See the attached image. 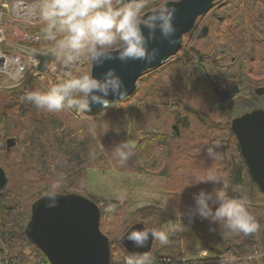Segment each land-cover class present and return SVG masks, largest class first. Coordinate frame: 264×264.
Wrapping results in <instances>:
<instances>
[{"label": "trees", "instance_id": "16d2710c", "mask_svg": "<svg viewBox=\"0 0 264 264\" xmlns=\"http://www.w3.org/2000/svg\"><path fill=\"white\" fill-rule=\"evenodd\" d=\"M216 8L212 12L211 23L209 20L205 24L208 26L209 37L206 43H210L213 49V54L204 59L206 66L212 70L214 74L212 77L229 80L231 84L237 85L239 93L242 92L248 100L251 96L255 100L259 98L263 100L262 106L250 105L251 110H264V93L258 95L255 92V86L248 81L244 61L248 40L263 41L262 49H264V0H226ZM210 27L211 33H209ZM25 43L39 47L48 46L54 42L47 41L43 33L35 44L23 42L22 45ZM174 62L177 63L172 67L174 72L179 73V68L182 66L187 70L191 68L188 67L191 66L189 60ZM202 73L201 79L208 85L206 92H211L217 103V106L210 107L216 110L214 113L218 117L217 121H212L208 117L203 119L200 116L203 121L200 123L196 120L193 123L191 116L196 115L197 109L185 106L186 114L181 113L178 107L181 103L180 97L175 95L171 104L168 105L160 102V99H151V104L148 105L141 103L140 96L149 87L147 80L142 81L144 73L137 80L141 83L136 82V92L109 105L108 108L112 109L124 103L128 104V114L136 122L134 132L137 140L133 148L134 154L122 167L117 166L111 154L115 144L127 140L131 127L129 122L123 121L121 113L105 108L100 113L91 114L85 120H81L66 110L50 114L38 110L30 103L22 102L21 98L27 92L42 90L36 85H32L27 91L19 87L0 90V123L3 125V133L10 135L6 140L9 138L14 140L10 148H7L6 140L5 144L0 141V167L7 178L8 170L15 164L9 160L10 157L28 161L33 165L29 171L25 172L23 191L13 196V199L18 201L19 209L27 211L30 217L32 206L39 199L48 196L49 186L58 175H63L64 178L58 195H78L97 204V200L86 193V177L89 170L113 169L147 174L154 173L153 170H155L158 175H164L169 171L170 175L176 178L181 175L177 173L175 167L179 168L189 155L196 156L201 163L191 167V173L197 174V182L206 179L209 171L226 175L232 186L240 187V191H232L229 188V195L233 198L247 196L248 210L256 218L260 229L248 236L233 234L222 238L218 226H215L217 227L215 232L209 231L207 220L196 219L190 223L187 216L181 213H185L194 204L193 195L187 197V201L191 204L188 207H185L186 202L178 203L181 199L176 200L174 197L170 199L166 209L162 210L166 219L161 222L170 228L181 227L182 231L179 233L182 239L189 241L196 239L208 251L222 254L217 257L224 256L227 252L232 254L233 261L228 264H260L254 259L242 260L255 252V247L260 244V241L263 242L262 249H264V193L253 181L240 153L236 137L230 128L231 121L242 114L230 119L228 110L224 109L225 114L221 117L220 110L232 100V97L221 102L213 92L212 82H215L211 79L212 74L209 75L206 71ZM132 98L136 100V103H129ZM174 126H177L178 134L175 133ZM182 141L186 143L183 148L180 147ZM213 146H216L215 160L207 155V149ZM82 181L84 184L81 188L79 183ZM213 187L211 182H199L191 194L198 193L201 189L211 191ZM9 197L11 195L6 194L2 198L0 191L3 232L6 227L8 231L4 234V238L6 243L9 242L18 249L10 247V251L13 252L9 255V261H5V257L0 253V264H6V262L41 264L40 261H45L47 264L45 255L26 237L27 224L19 229L11 221V215L5 208V199ZM118 204L116 201L105 200L103 207H99V228L110 242V264H124L125 256L132 254L127 248L128 242L125 244V238H117L126 224L125 216L117 215ZM110 206L114 207L107 213ZM135 228L130 226L128 231ZM8 236L9 239H7ZM0 237L3 238V233ZM115 239L118 240L119 247L114 245ZM117 249L121 251L115 252ZM176 256H180V253L155 257L154 262L180 264L179 260L175 259ZM163 258L169 259V262Z\"/></svg>", "mask_w": 264, "mask_h": 264}, {"label": "clouds", "instance_id": "9594fccd", "mask_svg": "<svg viewBox=\"0 0 264 264\" xmlns=\"http://www.w3.org/2000/svg\"><path fill=\"white\" fill-rule=\"evenodd\" d=\"M178 2L161 0L158 5L150 6L149 0H35L30 10L35 11L46 26L44 38L54 42L51 60L62 71L57 82L51 83L47 90L27 92L21 101L43 112L57 114L65 109L86 112L92 105L107 108L110 95L122 99L127 95V88L115 68H108L100 78L91 70L74 69L82 62L90 69L102 67L108 60H119L124 64L139 60L151 64L160 49L150 48V42L162 37L169 45L177 43L173 24L175 8L169 5ZM144 29H147V35ZM157 30L160 37L156 35ZM215 147L207 149V155L213 160L216 158ZM133 148L127 140L114 145L111 154L117 166L128 163L134 154ZM63 180V175H58L50 184L49 206H54ZM199 182H211L214 187L211 191L201 189L194 193V204L185 213L180 212L190 223L196 219L207 220L209 231L215 232V226H218L222 238L233 234L248 236L260 229L248 210L247 196L233 198L229 195V188L240 191V187L232 186L226 175L209 171L206 179ZM113 207L107 210L111 211ZM150 235L162 245L169 242L166 231L147 227L132 229L123 239L131 241L136 248H143ZM124 264H154V257L149 252L132 253L124 258Z\"/></svg>", "mask_w": 264, "mask_h": 264}, {"label": "rangeland", "instance_id": "374dc122", "mask_svg": "<svg viewBox=\"0 0 264 264\" xmlns=\"http://www.w3.org/2000/svg\"><path fill=\"white\" fill-rule=\"evenodd\" d=\"M6 1L10 5L13 0ZM224 1L226 0H214L209 11L196 19L194 29L183 35L179 51L158 67L148 70L143 74L142 81L147 80L149 87L142 92L140 96L141 103L148 105L151 104V99H160V102H165L168 105L171 104L173 98L176 96L178 98L180 97L181 103L178 107L180 108L181 113L186 114L187 110L185 106L197 109L196 115L191 116L193 123H195L196 120L201 123L203 120L200 119V116L203 119L208 117L212 121L218 120L217 115L214 113L216 111L214 107L210 109L212 106H217L215 98L212 96L211 92H206L208 85L201 79L203 71H206L209 75L213 73L212 70L206 66V62L204 61L206 57L213 54L212 45L210 43L203 44L201 40L198 41L195 38L196 33L202 25L207 24L209 20L211 23L212 12L215 11L217 9L216 7ZM159 3H161V0H149L150 6L158 5ZM27 27L28 34H36L40 38L45 32L46 26L42 23L40 27L35 29L30 26ZM211 32L212 28L210 27L209 33ZM25 42L35 44V42L28 40ZM53 44L35 47V45L25 43L23 46L18 44V46L12 49L3 46V49L7 52L16 53L25 57L28 62V66L24 78L20 82L5 77L0 78V90H9L19 87L23 91H27L32 85H36L42 90H47L51 83H56L57 77L61 75L62 71L58 64L52 61L46 71L44 73H40L39 75L36 67L37 60L33 57V52H45L47 50H51ZM262 45L263 41H259L257 39L248 40L244 60L246 63L245 75L248 81L252 82L255 88L264 87V49H262ZM175 60H179L181 62H187L189 60L191 66L188 67L191 68L187 70L182 66L179 68V73L174 72L172 67L177 64L174 62ZM89 70L90 67L83 62L81 65H78L76 69H74V71ZM212 76H214V74H212L211 77ZM213 78L214 77L211 79L218 86L230 84V82H228L229 80L226 81L221 78ZM136 91L137 88L134 92ZM129 103H136V100L132 98ZM259 104L262 106V99L259 98L255 100L253 96H251L248 100L242 92L237 93L234 97H232V100L226 103L223 106V109L220 110L221 117L225 114L224 109L228 110V116L232 119L235 116L251 110L249 107L250 105L258 106ZM108 107L106 108L107 110L121 113L125 123L129 122L131 127L127 140L134 146L137 140L134 132L136 122L128 114V104L124 103L122 106L113 107L112 109H109ZM65 110L75 118L85 120L91 114L100 113L105 110V108L101 107L96 111L87 110L86 112L79 113L72 109ZM230 119L229 122L231 121ZM9 136L10 135L3 133V125L0 123V141H3V144H5V140ZM185 145V142H180L181 148ZM188 157V159H185L180 164L179 168L175 167L177 173L181 175V177L176 178L173 175H170L169 171L164 175H158V172L155 170H153L154 173L149 172V174L133 171H116L113 169L102 171L93 169L89 170L86 177V193L92 195L94 199L97 200L99 207H103L102 205L105 200H109L111 202L116 201L119 203L118 208L116 209L118 210L117 215L121 214L125 216L126 224L119 232L117 238L122 239L124 235L127 234L130 226L136 227L137 225L141 228H156L158 230L166 231L169 235V242L167 245H162L158 241H154L151 237H149L148 246L144 249V252L151 253L154 258L176 255V253H180V256H176L175 259L180 257L194 259H201L205 256L217 257L222 254H215L208 251L202 247L196 239H191V241L188 239H182L181 234L179 233L182 231L181 227L178 229L170 228L161 222L166 219L164 211L162 210L166 209L167 202H169L170 199H181L178 203L181 204L186 202L185 207L191 205L190 202L187 201V197L193 195L191 192L193 193L195 191L198 180L197 174L191 173V167L200 164L201 160H197L196 156L191 157L189 155ZM9 160L13 161L15 164L8 170L6 174V184L5 187H3L4 190L2 191L1 189L0 191L2 198L6 194L11 195V197L5 199V208L7 213L11 215L10 219L14 222L13 224H16L20 229L28 223L30 217L27 211L19 209L18 201H15L13 196L23 191L25 172L26 170L29 171L33 165H31L28 161H21L15 157H10ZM83 184L84 181L79 183V186L82 188ZM120 196H123L124 199H119ZM109 212L111 211L107 210V213ZM2 218L3 213L0 211V234L3 233V238L0 237V253L3 257H5V261H9V255L13 252L10 251V247L16 249H18V247L9 242L6 243L4 234L8 231L6 227L3 232ZM135 224L137 225L134 226ZM126 230L127 232H125ZM7 239H9V236ZM127 242L129 246L133 247L132 250H134V253H144L141 252L142 248H136L131 241H128L125 238V244H127ZM117 244L118 240L115 239L114 245L119 247ZM262 246L263 242L260 241V244L255 247V252L242 260H246L251 257V259L256 260L258 263L264 264V249H262ZM120 251L121 250L117 249L115 252ZM224 254L229 257L232 255L228 252Z\"/></svg>", "mask_w": 264, "mask_h": 264}, {"label": "water", "instance_id": "95a60500", "mask_svg": "<svg viewBox=\"0 0 264 264\" xmlns=\"http://www.w3.org/2000/svg\"><path fill=\"white\" fill-rule=\"evenodd\" d=\"M214 0H179L169 7L175 8L173 24L176 28L174 38L177 43L169 45L168 41L160 37L157 30L156 41L150 42L149 47H159L160 52L151 64L139 60L129 61L127 64L119 60L105 61L102 67L94 66L90 70L100 78L101 73L108 68H115L127 88V95L122 99L108 97L110 104L119 102L132 95L136 89L138 78L148 70L158 67L167 59L175 55L180 47L183 35L192 31L196 19L206 14ZM143 27V26H142ZM147 35V29H144ZM208 26L203 25L197 38L208 41ZM33 57L38 60L37 71L44 73L51 63V50L41 53L34 52ZM213 84V90L222 102L238 93L237 85L234 92L226 93ZM258 95L264 93V87L255 88ZM102 106L92 105L91 111ZM230 128L239 145L240 153L248 171L259 190L264 193V110L253 109L234 118ZM178 134L177 126L174 127ZM14 140H6L10 148ZM6 184L4 170L0 167V190ZM48 196L39 199L31 209L29 221L25 228L26 237L47 258L50 264H110V242L100 228V208L92 200L78 195H57L54 206ZM264 236V229H263Z\"/></svg>", "mask_w": 264, "mask_h": 264}, {"label": "built area", "instance_id": "2783aa9c", "mask_svg": "<svg viewBox=\"0 0 264 264\" xmlns=\"http://www.w3.org/2000/svg\"><path fill=\"white\" fill-rule=\"evenodd\" d=\"M34 2L35 0H13L9 5L7 1L0 0V78L5 77L19 82L24 78L28 66L27 60L22 55L7 52L3 46L11 47L13 42L22 40H39L38 35L27 32V26L35 29L42 25L35 11L30 10ZM163 259L169 262V259ZM177 260L180 264H228L233 261V258L224 255L205 256L201 259L182 257ZM40 263L46 264L45 261ZM6 264L12 263L6 262Z\"/></svg>", "mask_w": 264, "mask_h": 264}, {"label": "flooded vegetation", "instance_id": "af4514ba", "mask_svg": "<svg viewBox=\"0 0 264 264\" xmlns=\"http://www.w3.org/2000/svg\"><path fill=\"white\" fill-rule=\"evenodd\" d=\"M201 27H202V26H201ZM201 27H200V28H201ZM200 28H199V29H200ZM193 29H194V28H193ZM198 31H199V30H198ZM197 33H198V32H197ZM197 33H196V35H197ZM195 39L198 40V41L201 40L203 44L206 43V42H203L202 38H197V36H196ZM233 86H234V85L231 84V83H230V84H224V85H222V86H218V85H217V87H218L219 89H221L222 92L225 91L226 93L234 92V90H233ZM223 93H224V92H223ZM238 93H239V89H238ZM235 95H236V94H235ZM174 127H175V126H174ZM135 229H142V228L136 226ZM150 237H151V235H150ZM147 246H148V244H147ZM147 246L143 247V248H142L143 251L141 250V252H144V249H146ZM127 248H128V250H132L133 247H131V246L128 245ZM139 249H140V248H139Z\"/></svg>", "mask_w": 264, "mask_h": 264}]
</instances>
